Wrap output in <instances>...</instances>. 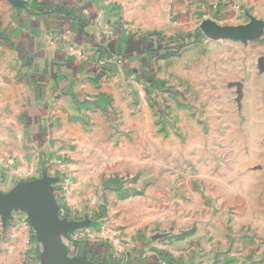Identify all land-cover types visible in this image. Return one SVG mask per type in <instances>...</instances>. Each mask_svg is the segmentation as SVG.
<instances>
[{"label":"rangeland","instance_id":"obj_1","mask_svg":"<svg viewBox=\"0 0 264 264\" xmlns=\"http://www.w3.org/2000/svg\"><path fill=\"white\" fill-rule=\"evenodd\" d=\"M216 3L177 26L114 7L123 53L67 78L33 136L0 112V193L55 209L84 264H264V0L230 21ZM31 220L0 215V264H39Z\"/></svg>","mask_w":264,"mask_h":264},{"label":"crops","instance_id":"obj_2","mask_svg":"<svg viewBox=\"0 0 264 264\" xmlns=\"http://www.w3.org/2000/svg\"><path fill=\"white\" fill-rule=\"evenodd\" d=\"M135 1L138 6L153 1L154 13L166 17L168 12L175 19L173 24L176 26L179 17L185 18V23L187 20L192 23L196 17H204L208 6L215 2L216 7L229 3L227 9L221 12L224 19L229 21L234 19L239 8L244 6L248 9L256 3V0ZM128 2L0 0V112L4 114L7 109L20 112L18 110L23 109L25 114L20 118L25 133L33 136L28 126V119L34 117L33 111L36 114L34 118L40 122L42 118L38 116L44 110L71 94L72 90L66 84L67 78L92 77L99 66L98 61H110L117 54L114 49L123 45H120V41L124 37L118 34L117 12L120 11L114 7L117 6L125 14L124 3ZM168 3L169 6H166ZM163 19L159 17L156 23H163ZM12 93L16 102L14 98L10 99L8 106L7 94ZM50 231L45 235V242L39 240L34 231L33 250L39 264H84L81 253L71 251L70 240L60 230Z\"/></svg>","mask_w":264,"mask_h":264},{"label":"water","instance_id":"obj_3","mask_svg":"<svg viewBox=\"0 0 264 264\" xmlns=\"http://www.w3.org/2000/svg\"><path fill=\"white\" fill-rule=\"evenodd\" d=\"M203 26L211 27L212 29L216 30H221V32L225 30L219 29L210 23H203ZM38 201L39 200L37 199V194H30L27 190L22 188H16L6 194L0 193V215L8 217L11 210L17 207L27 210L32 219V225L35 229L38 239L45 242V235H47V233L49 234L52 232L50 231V229L60 230L59 224L63 225L66 222L64 220L58 221L55 216V209L53 210L54 212L52 214L46 213L50 217L49 221H47V219H44L42 216L45 215V212L40 214V212H37L35 210V206L39 204Z\"/></svg>","mask_w":264,"mask_h":264},{"label":"trees","instance_id":"obj_4","mask_svg":"<svg viewBox=\"0 0 264 264\" xmlns=\"http://www.w3.org/2000/svg\"><path fill=\"white\" fill-rule=\"evenodd\" d=\"M124 40H125L124 38L121 39V41H120V45L126 43ZM123 49H124L123 45L118 46V50L116 51V53H117V54H121V53H123ZM119 51H120V52H119ZM171 52H172V51L168 50L166 53H171Z\"/></svg>","mask_w":264,"mask_h":264}]
</instances>
